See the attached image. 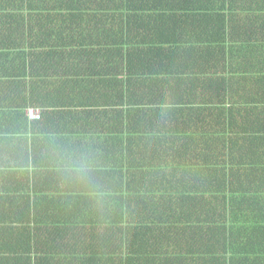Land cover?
<instances>
[{
  "label": "trees",
  "instance_id": "trees-1",
  "mask_svg": "<svg viewBox=\"0 0 264 264\" xmlns=\"http://www.w3.org/2000/svg\"><path fill=\"white\" fill-rule=\"evenodd\" d=\"M148 1L0 0V264H234L225 259L232 246L216 243L210 252L195 251L192 243L182 241L180 247L172 244L166 249L148 244L157 234L154 229L130 227L128 210L133 199L128 190L136 169L128 163V142L173 144L177 135L187 142L194 136L190 130L183 135L128 131L127 109L134 105L128 85L164 89L168 75L173 74L158 69L157 62L170 61L176 54L190 56V46L133 35L129 15L222 11L221 0L210 6L198 0ZM182 79L191 77L186 73L173 82ZM150 103L154 105L148 106L150 110L172 109L173 121L175 112L185 125L193 121L191 100L182 101L181 107ZM110 109L117 110L113 119L117 129L110 132L74 131L64 137L46 129L50 122L64 120L63 111L82 110L85 120L99 121L94 111ZM31 110L41 112L40 120L31 121ZM68 138L76 150L81 146L88 159L104 158L105 164L87 166L86 180L73 171L74 186L65 187L63 172L73 167L51 161L63 159L56 154ZM71 190L98 195L117 192L118 230L98 227L102 222L98 226L65 223L66 203L60 195ZM87 199L103 200V207L107 201ZM222 220L214 226V237L221 232ZM111 232L115 237L109 241Z\"/></svg>",
  "mask_w": 264,
  "mask_h": 264
},
{
  "label": "crops",
  "instance_id": "crops-1",
  "mask_svg": "<svg viewBox=\"0 0 264 264\" xmlns=\"http://www.w3.org/2000/svg\"><path fill=\"white\" fill-rule=\"evenodd\" d=\"M198 1L209 6L219 2ZM221 4V12L129 15L133 35L190 46V56L176 54L170 61L157 62L158 69L166 68L173 74L168 75L164 89L128 85L129 101H134L133 109H127L128 131L183 135L190 130L194 137L187 142L177 135L173 144L128 142V163L136 169V179L128 190L133 199L128 220L132 228L156 231L148 242L152 246L168 249L187 241L195 251L210 252V246L217 243L232 246L225 259L234 264H264V0H221ZM184 72L191 79L173 82L181 80ZM184 100H191L195 108L189 126L182 123L179 112L173 121L172 109H148L154 106L153 101L165 108L181 107ZM116 111H94L99 121L85 120L82 110L63 111L64 120L52 121L46 129L64 137L74 131L84 135L110 132L117 129L113 120ZM156 117L163 119L154 120ZM72 144L70 138L60 143L62 148L56 155L62 154L63 159L51 161L73 167L63 172L65 187L74 186L72 172L82 163L105 164L104 158L90 160L81 146L76 150ZM108 157L113 160V154ZM186 161L191 167L184 165ZM60 196L66 203L65 223L98 226L102 222L98 227L118 230L117 192L98 195L71 190ZM87 198L107 201L103 207V200ZM169 208L175 212L170 214ZM219 219H223V226L214 237ZM190 222L194 225L187 224ZM112 232L109 241L114 240Z\"/></svg>",
  "mask_w": 264,
  "mask_h": 264
},
{
  "label": "clouds",
  "instance_id": "clouds-1",
  "mask_svg": "<svg viewBox=\"0 0 264 264\" xmlns=\"http://www.w3.org/2000/svg\"><path fill=\"white\" fill-rule=\"evenodd\" d=\"M74 171L81 179L86 180L88 178V168L86 164L82 163L79 167L74 169Z\"/></svg>",
  "mask_w": 264,
  "mask_h": 264
},
{
  "label": "built area",
  "instance_id": "built-area-1",
  "mask_svg": "<svg viewBox=\"0 0 264 264\" xmlns=\"http://www.w3.org/2000/svg\"><path fill=\"white\" fill-rule=\"evenodd\" d=\"M28 115L31 120H40V114L37 111L31 110L28 112Z\"/></svg>",
  "mask_w": 264,
  "mask_h": 264
}]
</instances>
